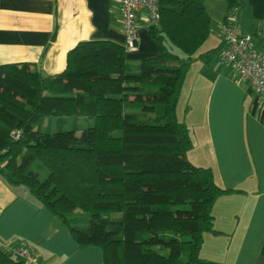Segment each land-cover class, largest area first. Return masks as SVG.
Listing matches in <instances>:
<instances>
[{
  "label": "trees",
  "instance_id": "trees-1",
  "mask_svg": "<svg viewBox=\"0 0 264 264\" xmlns=\"http://www.w3.org/2000/svg\"><path fill=\"white\" fill-rule=\"evenodd\" d=\"M225 1L224 21L244 5ZM158 5V21L147 24L158 51L136 61L124 44L86 39L53 74L0 63V174L26 186L79 247L98 245L101 264H222L200 255L203 234L220 232L215 199L241 189L222 187L210 166L187 157L190 131L176 115L188 62H210L222 42L199 49L212 26L204 0ZM15 246L0 242V264H24Z\"/></svg>",
  "mask_w": 264,
  "mask_h": 264
},
{
  "label": "crops",
  "instance_id": "crops-1",
  "mask_svg": "<svg viewBox=\"0 0 264 264\" xmlns=\"http://www.w3.org/2000/svg\"><path fill=\"white\" fill-rule=\"evenodd\" d=\"M204 3L214 21L210 33L216 28V43L210 49L222 41L219 24L224 21L226 1ZM245 3L228 22L241 32L263 34L264 0ZM119 4L120 0H0V63L28 62L48 75L64 68L67 51L78 41L111 39L124 44ZM214 5L219 7L217 15ZM148 22L146 13L139 11L137 46L126 49L131 61L158 51L149 36ZM212 60H190L176 115L188 71L197 63V78L203 81L196 87L202 94L203 138L199 145L192 143L186 155L195 164L210 166L222 187L241 191L223 193L215 199L213 226L220 232H204L200 255L222 264H264L263 102L249 79L240 77L220 59L223 64L219 66ZM181 108L186 112L191 106L182 104ZM179 120L189 128L185 119ZM20 241L33 248L42 264L102 262L98 245L79 247L68 226L39 203L26 186L11 184L0 174V242L9 245Z\"/></svg>",
  "mask_w": 264,
  "mask_h": 264
},
{
  "label": "built area",
  "instance_id": "built-area-1",
  "mask_svg": "<svg viewBox=\"0 0 264 264\" xmlns=\"http://www.w3.org/2000/svg\"><path fill=\"white\" fill-rule=\"evenodd\" d=\"M141 10L146 13L149 21H158V0H120V24L127 50H133L137 46V15ZM233 18L232 13L219 24L222 43L217 56L227 66L235 69L240 77L250 80L255 92L262 99L264 113V49L259 47V38L255 36H261L262 33L241 32L236 25L228 22ZM14 250L22 257L24 264H42L27 242L20 241Z\"/></svg>",
  "mask_w": 264,
  "mask_h": 264
},
{
  "label": "rangeland",
  "instance_id": "rangeland-1",
  "mask_svg": "<svg viewBox=\"0 0 264 264\" xmlns=\"http://www.w3.org/2000/svg\"><path fill=\"white\" fill-rule=\"evenodd\" d=\"M204 2H205V0H204ZM245 4L246 3L244 0V5ZM208 5L211 6V4H209V2H208ZM243 6H239L238 8L243 7ZM213 11H215L214 15H217V13H219V7L214 5ZM213 24H214V21H212V25ZM211 27L213 29L214 26H211ZM214 31H216V28ZM214 31H211V33L208 37L209 38L208 43L206 45L201 46L200 50H205L206 48L208 49V47H211L212 45L214 46V44L216 43V38L214 37V35H216L215 34L216 32H214ZM255 36L260 38V36H258V35H255ZM168 44L170 45V48L172 51L179 54V56L181 57V60L185 59L186 54L181 49H179L175 45L170 44L169 42H168ZM259 47L264 49V43L262 44V42H260ZM213 59H214V60H212L213 64L215 63V65H217V66L223 64V63H221V61L217 57H215ZM189 63L190 62H188V64ZM188 64H187V66H188ZM196 66H197V63H194L191 66L190 70L188 71L189 73L185 79V83H184L183 88H182V96L180 99L181 102H180V105L178 108L177 117L179 119H182V118L185 119L186 123L189 125V131H190L192 143L194 145H199V142L202 140L201 138H203V129H202L203 108L201 107V98H202V94L200 93L201 89L199 90V93H198V92H196V87H197V85L202 86L203 81L201 80V78H197V75H198L197 69L198 68ZM186 70H187V67H186ZM182 104L186 105V106H187V104H190L191 109H188L185 112L183 110V108H181ZM72 123H73V117L71 115L65 116L64 127L70 128L72 126ZM84 125H85L84 119L82 117H79L77 123L75 124V127H77V133L80 131V129ZM50 127L52 129L55 128V116L50 117ZM45 171H46V169L43 170L42 174Z\"/></svg>",
  "mask_w": 264,
  "mask_h": 264
}]
</instances>
